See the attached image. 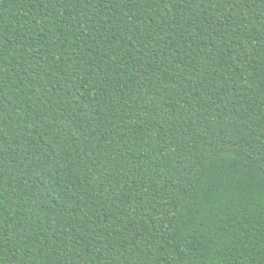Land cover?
Masks as SVG:
<instances>
[{"label": "trees", "instance_id": "1", "mask_svg": "<svg viewBox=\"0 0 264 264\" xmlns=\"http://www.w3.org/2000/svg\"><path fill=\"white\" fill-rule=\"evenodd\" d=\"M0 264H264V0H0Z\"/></svg>", "mask_w": 264, "mask_h": 264}]
</instances>
